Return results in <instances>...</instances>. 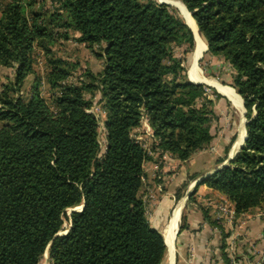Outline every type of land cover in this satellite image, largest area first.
Listing matches in <instances>:
<instances>
[{
    "label": "trees",
    "instance_id": "trees-1",
    "mask_svg": "<svg viewBox=\"0 0 264 264\" xmlns=\"http://www.w3.org/2000/svg\"><path fill=\"white\" fill-rule=\"evenodd\" d=\"M177 1L192 13L206 54L230 67L227 86L246 121L243 146L199 185L222 196L237 218L262 210L264 0ZM68 32L101 52V72L81 74L87 82H70L76 66L53 55ZM194 46L180 15L156 0H53L50 10L44 0H0V68L12 70L0 84V264H39L46 251L49 264L163 263L166 247L142 195L143 165L150 152L182 163L206 149L215 102L223 99L188 82ZM39 53L42 77L33 70ZM95 96L104 115L102 153L89 113ZM142 121L152 133L149 150L132 137ZM193 196L187 204L196 205ZM65 219L67 232L57 236ZM241 247L243 257H255ZM220 257L239 261L224 243Z\"/></svg>",
    "mask_w": 264,
    "mask_h": 264
},
{
    "label": "rangeland",
    "instance_id": "rangeland-1",
    "mask_svg": "<svg viewBox=\"0 0 264 264\" xmlns=\"http://www.w3.org/2000/svg\"><path fill=\"white\" fill-rule=\"evenodd\" d=\"M52 1L53 0H44V7L46 10L51 9ZM156 1L158 3L160 2V0ZM161 3L164 5L167 4L164 2ZM172 8L178 13V15H180L174 7ZM77 38L78 35L76 33L74 34L72 32H68V40L59 39L52 47L53 55L56 58L62 60L63 62L76 66L75 71H73V74L69 79V81L72 83H76L78 80L87 82L85 78L81 77L83 70H87L93 76H97V74L101 72L103 66V59L98 56L101 53L100 50L97 47L88 49L83 44L78 43L76 41ZM193 51L189 58V62L185 63L186 76L188 72V67L191 62ZM45 62V57L39 53L36 62L33 66V70L37 76L42 77V75L44 74L43 70L45 68ZM196 68L199 74L206 79L216 81L220 84L223 83V85L225 86H227V84L230 82V67L224 64L222 61L210 57L206 54V52L203 53L198 62H196ZM11 78V69L0 68V84L4 83L6 79L11 80ZM29 87L30 81H27L24 86V92L27 91ZM42 94L44 97L47 96L45 86H43ZM98 100V96H95L92 99V107L89 109V113L93 114L98 121V140L102 153L104 147V115L100 109V104ZM214 114L216 118L213 124L211 125V143L206 149L193 155L191 157L193 159L190 158L192 163L194 164L193 172L196 173H194V175L196 176L195 179L189 181L191 175H187L184 178L179 177L180 175L178 176V174H180V170L176 169L177 167H175V161L173 159H169L170 157L166 154L150 152V160L146 161L143 165L145 177L142 195L147 205V219L150 225L157 228V230L162 229L165 223L164 221H166L165 218L157 219L154 215V212L157 209V204L159 203L160 199L166 198L167 196H169L168 194L173 191L172 201L176 202L185 190V188L183 189L181 187L184 183L188 182L187 185H190L196 179L199 180L202 178L201 180H204L206 177H204L205 175H203V171H205V169H207L213 163L215 165L218 160L225 161L227 159L228 152L230 151L233 145V143L230 144L231 139L234 138L235 142L237 136L239 135L238 133L240 130V126L241 124H243L242 122L240 123V119H243V116L242 114L240 115L239 112H236V109H234L224 98L215 102ZM132 137L138 142H140L148 150L150 144L153 142L152 133L145 121L141 122L139 128L133 130ZM226 147H229V150L225 153ZM201 175L203 176L201 177ZM213 201L215 207H219L223 204L225 205L226 203L229 204L225 199H215ZM215 207H213V210ZM72 210H74V212L78 211V209L75 208L69 209L65 212L66 217H68L72 213ZM247 215V219L237 218V220L232 224V231L228 230V232H231L234 236L232 239L233 241L230 242L231 249L228 251V253L230 255V258H233L236 255L239 256V261L236 264H262L263 262H261L260 259L261 256H263V251L261 252V250L264 247V245L262 244V240H264V237H261L263 235L260 234L259 230L257 234H253L251 235V237H249L248 235H246L245 229L247 226L250 227L252 225L251 222H257L258 224L259 222L264 221V209L255 210L253 212L248 213ZM255 225L256 223L254 224V226ZM68 227L69 220H63V225L58 235H64L67 232ZM248 242L250 243L249 245L247 244ZM242 245L248 246V248L251 250V254L255 255L252 260H249L245 256L243 257V255H241ZM39 264H49L47 251L43 254V257L41 258ZM162 264H169L167 256H165V259L163 260Z\"/></svg>",
    "mask_w": 264,
    "mask_h": 264
},
{
    "label": "crops",
    "instance_id": "crops-1",
    "mask_svg": "<svg viewBox=\"0 0 264 264\" xmlns=\"http://www.w3.org/2000/svg\"><path fill=\"white\" fill-rule=\"evenodd\" d=\"M187 79L189 80L188 75H187ZM197 83H201L200 85H204L208 88L213 89L218 95L224 98L233 107L232 102H230V100H228L226 96L222 95L217 90V88L209 84H206L204 82H197ZM220 86H225V85L220 84ZM240 102H241L242 116H243L242 127H243L244 134H245L244 124H246V121L244 119V109H243L241 99H240ZM244 134H243V137H244ZM235 142H233V145L235 144ZM240 144L242 145V143ZM233 145L230 151L228 152L227 159L219 165H216V164L214 165L213 163L211 166L205 169V171H203L204 172L203 175L209 176L210 174H212L214 170L218 169L221 165H223L229 158H233L234 155L239 151L238 149L233 150ZM191 159L188 160L187 162H182V163H179L173 159L175 161V165H176L175 167H177L176 169L180 170L179 172L180 174H178V176L180 175L179 177L184 178L187 175H191V176L194 175L195 173L193 172L194 164L192 163ZM203 175H201V177ZM197 180L198 179H196L193 183L185 187L184 192L182 193L181 197L176 202L172 201L173 191L170 193L171 195L167 193L169 196H167L166 198L160 199L159 203L157 204V209L154 212V215L157 219L165 218L166 220L164 221L165 223L162 229L160 230H157V228L152 226L156 231L160 233V235L163 238V233L166 230V227L168 226L171 220V217L174 214V211L177 208L179 209L178 221H177L176 230L174 232V236L172 239L171 248H169L166 245V243L164 242V238H163V242L165 244L166 252H167L166 256L169 259L170 254L172 255V260L171 261L168 260L169 264H223L221 262V257H220V246L222 245V243H224L227 246L228 251L231 249L230 242L233 241L232 239L234 236L231 232L229 233L228 230L232 231V224L237 219L234 220L232 224L226 223L225 220L222 218L218 219L217 209L215 207V204H213L214 203L213 200L215 199L223 200L224 198L220 196L219 194L210 191L204 185H199L201 181L198 184H195ZM191 194H194L193 197H194L196 205L189 204V203L187 204V199ZM196 206H199L202 208V210L206 211L207 218L211 222H215V226H211L207 223V221L203 217L202 212L199 211V209ZM213 207H215L214 210H213ZM182 216L184 217L185 227L181 230L180 225H181ZM239 218L240 217H238V219ZM245 218L247 219L248 217H245ZM255 223L256 225L254 226ZM251 224L252 225L250 227L247 226L245 229L246 235L251 237V235L257 234L259 230L260 234L263 235L261 237H264V221L259 222L258 224L257 222H251ZM216 225H218L221 228L220 230L222 231H220L216 227ZM224 235H227L225 239H223ZM262 244L264 245V240H262ZM263 250H264V247L262 248L261 252Z\"/></svg>",
    "mask_w": 264,
    "mask_h": 264
},
{
    "label": "bare ground",
    "instance_id": "bare-ground-1",
    "mask_svg": "<svg viewBox=\"0 0 264 264\" xmlns=\"http://www.w3.org/2000/svg\"><path fill=\"white\" fill-rule=\"evenodd\" d=\"M160 2L167 3L170 6L174 7L179 12V14L181 16H183L184 18H186V20H188L189 24H191V26H192L193 31L196 33V35L194 36L195 37V39H194L195 40V51L192 54L191 62H190L191 66L189 65L188 72H187L189 80L193 81V82H196V83L197 82H204L206 84H209V85L214 86L215 88H217V90L222 95L226 96L228 98V100H230V102H232L233 108L236 109V112H239V114L241 115L242 114L241 102H240L239 97L236 95V93L231 88H228L227 86H220V84L216 83L213 80H207V79L203 78L199 74V72L197 71L196 61L200 57V54L205 50V45L200 40V38H199V36L197 34L195 23H194L193 19L191 18L190 14L188 12H186L184 6L179 1H176V0H171V1L170 0H160ZM241 122L243 123V119L242 118L240 119V123ZM242 125L243 124H241V126H240V130H239V133H238L239 135H238L237 141L233 145V150L238 149V147L241 145L240 143H242L241 142V140H243L242 138H244L243 137L244 130H243ZM244 136H245V134H244ZM79 208L80 207H77L75 209L79 210ZM178 214H179V209L177 208L174 211V214L171 217V220H170L168 226L166 227V230L163 233L164 242L166 243V245L169 248H171L172 239H173V236H174V232L176 230V224H177V221H178ZM168 260L169 261L172 260V255L171 254H170V257H169Z\"/></svg>",
    "mask_w": 264,
    "mask_h": 264
},
{
    "label": "built area",
    "instance_id": "built-area-1",
    "mask_svg": "<svg viewBox=\"0 0 264 264\" xmlns=\"http://www.w3.org/2000/svg\"><path fill=\"white\" fill-rule=\"evenodd\" d=\"M216 209H217L218 219L222 218V219L225 220L226 223H231L232 224V222L237 219V217L235 216V213H234V211H233V209H232L230 204L226 203L225 205L223 204V205H221L219 207L217 206ZM246 215L247 214H242L240 216V218H245V217H247ZM262 254H263V256H261L260 261L264 262V250H263Z\"/></svg>",
    "mask_w": 264,
    "mask_h": 264
},
{
    "label": "water",
    "instance_id": "water-1",
    "mask_svg": "<svg viewBox=\"0 0 264 264\" xmlns=\"http://www.w3.org/2000/svg\"><path fill=\"white\" fill-rule=\"evenodd\" d=\"M159 3L162 4L161 2H159ZM166 5H169V4H166ZM185 10H186V9H185ZM186 12H187V11H186ZM188 13L190 14V16H192V13H190V12H188ZM181 18L183 19L185 25L188 27V29L190 30V32H191L192 35H193V38L195 39L194 36L196 35V33L193 31L191 24H189L188 20H186V18H184L183 16H181ZM194 42H195V40H194ZM194 51H195V46H194ZM194 51H193V52H194ZM205 52H206V47H205V50L200 54V57H201L202 54L205 53ZM200 57L198 58V60L200 59ZM198 60H197L196 62H198ZM188 82L191 83V84H196V85H200V84H201V83H195V82H192V81H190V80H188ZM244 125H245V124H244ZM244 141H245V136H244V138H243V140H242V145L239 146L238 150H240V148L243 146ZM231 159H232V158H229V159H228L223 165H221L218 169L214 170L212 173H214L215 171L219 170L220 168L226 166V165L228 164V162H229ZM210 175H211V174H210ZM204 177H208V175H207V176H204ZM201 179H202V178H201ZM201 179L197 180V181L195 182V184H198L200 181H202ZM81 209H82V206H80V208H79L78 211H80ZM78 211H77V212H78ZM72 212H74V210H72ZM57 236H59V235L57 234Z\"/></svg>",
    "mask_w": 264,
    "mask_h": 264
}]
</instances>
